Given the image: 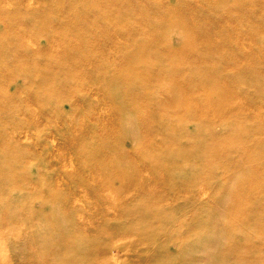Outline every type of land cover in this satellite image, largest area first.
I'll return each instance as SVG.
<instances>
[{"label": "rangeland", "instance_id": "1", "mask_svg": "<svg viewBox=\"0 0 264 264\" xmlns=\"http://www.w3.org/2000/svg\"><path fill=\"white\" fill-rule=\"evenodd\" d=\"M8 163L30 263L264 264V0H0Z\"/></svg>", "mask_w": 264, "mask_h": 264}, {"label": "crops", "instance_id": "2", "mask_svg": "<svg viewBox=\"0 0 264 264\" xmlns=\"http://www.w3.org/2000/svg\"><path fill=\"white\" fill-rule=\"evenodd\" d=\"M23 122V121H22ZM39 127L44 126V115L33 114L27 116L24 123ZM33 151L35 145L32 146ZM0 166H14L13 163L0 164ZM24 166H41L34 161H28ZM43 166V165H42ZM31 170V167L29 168ZM1 182V180H0ZM88 182V183H87ZM86 185H90L92 178L87 180ZM1 187V184H0ZM12 190H4V195L0 191V264H33L30 262L39 261V259H29V256L34 254V244L30 241L35 239L36 234L34 227L29 226H14L13 212V194ZM41 205L43 203L36 202ZM33 204V206L36 205ZM27 212H21V216L28 219ZM38 240V239H37ZM41 243V239L39 241Z\"/></svg>", "mask_w": 264, "mask_h": 264}, {"label": "bare ground", "instance_id": "3", "mask_svg": "<svg viewBox=\"0 0 264 264\" xmlns=\"http://www.w3.org/2000/svg\"><path fill=\"white\" fill-rule=\"evenodd\" d=\"M206 79H204V81H205ZM263 89V88H262ZM221 101V100H220ZM220 101H218V102H216V101H214V100H212L211 98L210 99H207L205 102H207V104H209V106L210 105H212V104H216V106H219L220 108H222L223 107V104L222 103H219ZM262 108V107H261ZM207 109V108H206ZM224 110H227V109H224ZM213 111V110H212ZM204 112V110H202V111H196L194 114H198V112H201V114L202 115H208L209 113H211L212 115H210V116H212V117H214L215 115H216V113H215V115H214V111L213 112ZM227 111H231V110H227ZM186 112H188V110L186 111ZM225 112V111H224ZM257 112V111H256ZM255 111L253 112V115L255 114L256 116H258V117H261L262 115H263V113L261 112V111H259L258 113H256ZM223 113V112H222ZM222 113H220L219 112V115H222ZM243 114H242V116L243 117H246L247 116V113L248 112H246V111H243L242 112ZM235 115V114H234ZM217 116H218V114H217ZM235 116H237V115H235ZM236 144V143H235ZM237 145H239V144H237ZM241 145V144H240ZM242 147V146H241ZM253 148V147H252ZM249 150V149H248ZM243 162V161H242ZM240 164L241 163H239L237 166H240ZM245 166H247V165H245ZM252 169H254V168H252Z\"/></svg>", "mask_w": 264, "mask_h": 264}]
</instances>
